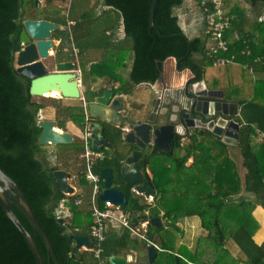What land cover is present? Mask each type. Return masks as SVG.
<instances>
[{
  "label": "trees",
  "instance_id": "1",
  "mask_svg": "<svg viewBox=\"0 0 264 264\" xmlns=\"http://www.w3.org/2000/svg\"><path fill=\"white\" fill-rule=\"evenodd\" d=\"M185 1L157 0L153 13L158 26L155 28L149 25L152 0H44L42 7L34 0H0V168L15 180L26 196L52 243L59 264H109L107 257L110 254H122L132 243L145 248L147 241L132 236L123 224L106 219L105 258L99 263L92 249L80 251V246L70 240L71 234H89L93 218L89 205L91 188L87 185L84 190L67 194L58 188L53 172L62 168L70 176H77L84 171V161L79 157L81 146L64 147L49 154L38 142L42 127L37 122L40 110L52 105L56 127L67 130V123L72 122L81 128L85 121L83 102L80 98L71 97L38 100L29 92L30 79L17 70L15 61L17 51L23 47L20 41L23 21L44 18L57 22L59 27L52 31V37L56 39L51 54L53 61L73 60L80 67L82 63H87L89 71L82 69L83 78L86 73H91V81L101 93L99 86L102 79L121 81L119 69L124 67L129 55V78L133 83L156 82L161 63L168 56H174L179 66L190 65L199 78L204 75L205 67L212 64L206 54L209 32L198 0L195 24L198 29L184 30L180 22V7ZM242 1L256 8L261 4L264 8V0ZM223 3L227 5L226 0ZM263 8L256 15L253 23L256 26L252 30L245 29L248 19L246 10L241 8L238 14L232 10L235 18L226 33L229 45L226 54L245 57L247 69H252V81L256 84H264V31L259 24L264 25ZM234 29L239 35L229 39ZM72 42L77 54L72 52ZM68 45L71 49L67 48ZM90 84L84 90L87 102L97 94L90 89ZM127 90L128 87L120 82V87L113 91L118 94ZM173 97L163 104L166 122L175 102ZM238 102L239 114L236 118L240 127L237 148L241 156V171L231 151L232 146L210 130L199 127L185 135L174 134L168 166L152 171L150 179L161 192L157 205L140 204L131 196L133 184L119 172L118 160L108 156L93 166L97 173L104 167L115 169L112 184L130 200L127 206H123L129 215L138 209H147L150 215H156L160 207L167 217L166 226L159 228L163 250H156L151 262H139L140 256H137L136 261L129 264H174L175 259L180 264H209L212 256L226 255L231 243L250 264H259L264 254V240L258 244L246 222L248 217L252 218L256 206L264 209V98L254 95L238 99ZM89 120L91 122L93 118L89 116ZM102 124L108 133L120 137V127L105 121ZM73 136V142L81 143L80 136ZM150 147L146 149L149 157L161 152L155 145ZM193 150L205 152V158L215 163L210 196L217 200L200 211L186 208L187 190L177 172L181 155ZM51 155H54L53 160ZM245 192L249 193V197L238 198ZM79 196H82V203L73 204ZM63 199L71 206L72 215L60 222L55 208ZM11 207L32 234L44 264H54L40 233L14 202ZM189 215L199 216L201 226L208 230L206 234H201L193 251L174 245L176 236L182 234L178 222ZM151 232L152 227H149L147 234ZM141 257L146 258V254ZM0 264H37L22 232L5 214L1 204Z\"/></svg>",
  "mask_w": 264,
  "mask_h": 264
},
{
  "label": "water",
  "instance_id": "2",
  "mask_svg": "<svg viewBox=\"0 0 264 264\" xmlns=\"http://www.w3.org/2000/svg\"><path fill=\"white\" fill-rule=\"evenodd\" d=\"M37 5L38 0H34ZM157 0H152L149 13V25L157 28L153 13ZM59 24L48 19H25L20 31V41L23 47L16 53L17 70L30 79L29 92L38 100L58 97L78 98L81 95V86L76 79L74 68L76 64L71 60L56 62V68L48 71L43 59L50 55L54 46L52 31L57 29ZM162 36H168L161 34ZM188 40V36L185 35ZM166 57L162 63L159 73V80L162 79L163 69ZM177 70H181L176 60ZM193 76L185 84V105L180 109L173 108L177 117L185 127H199L210 130L223 142L229 145H238V132L240 122L236 118L238 112V102L224 97L223 90L210 88L202 78H198L197 72L190 65L185 66ZM164 91V88H162ZM132 105L126 101L122 95H115L112 90H103L94 96L93 100L88 102V112L92 117H98L107 123L114 125L126 124L127 130L123 131L122 139L134 145L130 155L125 157L120 167L121 174L133 183L132 196L139 199L140 203H146L150 195L154 194L152 182L143 174L140 156L143 149L149 145H155L162 151L170 153L172 151L171 139L174 134L179 133L178 126L173 120L165 123H159V115L155 112H145L141 107L132 108L133 113L129 114L127 105ZM38 125L42 130L38 137L40 144H58L73 142V133L56 127L55 119L40 118ZM91 140L94 148H101L104 144L111 146L104 133V127L101 122L95 121L90 124ZM56 184L60 190L65 193H73L74 187L68 182L69 172L62 168L54 170ZM112 169L102 168L100 176L104 179V189L99 194L102 199H109L114 203H127L122 190L110 186L112 178ZM25 214L30 224L40 233L43 238L46 249L49 251L54 264H59L52 243L36 218L26 196L8 174L0 168V204L5 214L22 232L28 246L34 253L37 264H44L42 256L33 239L32 234L18 218L11 207V203ZM63 222L62 217H58ZM142 219L152 225L159 227L162 222L158 216H149L146 212L138 211L130 217L133 225ZM70 240L78 246L91 248L93 246L92 237L85 234H71ZM147 257L152 261L156 248L152 243L146 246ZM109 264H128V259L124 254H110L107 257ZM174 264H180L175 259Z\"/></svg>",
  "mask_w": 264,
  "mask_h": 264
},
{
  "label": "crops",
  "instance_id": "3",
  "mask_svg": "<svg viewBox=\"0 0 264 264\" xmlns=\"http://www.w3.org/2000/svg\"><path fill=\"white\" fill-rule=\"evenodd\" d=\"M257 14L258 13H256V15ZM256 15H255V18H256ZM196 18H197V15L192 20V23L189 24L185 30L192 29L193 31H196L198 29V28H196L197 26H195ZM121 35H122V33H121ZM237 36H238V34L236 33V29H234V31L232 30V32H230L229 39L233 38V37H237ZM53 39H54V43H56V39L54 37H53ZM256 52H258V50H256ZM236 59L237 60L235 63L224 65V66H215V65L211 64V66H214L215 68L223 67V69L220 72V73H222V75L218 76V78H217L218 80L216 83H215V81H207V79L204 77V75L200 78H202L204 80V82L206 83V85L208 87L223 90L224 97L229 99V100H234V101L238 102V99H242L244 97L254 96V95L261 98V99L264 98V84L253 83V81H252L253 80V76H252L253 74L251 71L252 69L251 68L247 69V61H246L245 57H237ZM176 60L177 59L174 56H168V58L166 59L165 64H164L162 79L159 80V78H158L157 81L154 83H151V82L133 83L129 78L130 63H131V55H129L125 59L124 67L119 69L121 81H118V83H119V87H120V82H122L123 85H129L130 84L133 86H138V85L143 84V83L150 84L151 89L147 92L146 95L138 96L137 93H131V95H132L131 98L137 102H140L141 105L139 107H141V110H144L145 112H152V113H154L156 111L155 113L159 115L158 116L159 117V123H165L166 122V114L164 113L165 107L163 104L169 101L168 100V99H170L169 97L174 96L173 99L175 100V102L172 105L169 118H173V120L177 124V126H178L177 128L179 131L178 134L185 135L188 132H190L191 129H193L195 127L183 126V124L181 123V121L177 117V114L179 113L180 109L185 105L184 103H185V99H186V96H185L186 94H185V87L184 86H185L187 80L190 77H192L193 74H192V72H190L185 67L186 65L180 66L181 70H177V68L175 66ZM71 61H73V60H71ZM73 62L76 64V66H78V68H80L81 77H82L83 76L82 75V67H80V65L78 64L77 61H73ZM178 65H179V62H178ZM243 68L247 69L251 75L244 74L242 71ZM263 68H264V62H263ZM104 80H108V79H102L101 82H103ZM226 81H227V85L224 84ZM90 85L94 86L93 83H91ZM162 88H164V91L162 90ZM83 90H85L84 86H83ZM230 90L232 91V95L228 97ZM98 93L99 92H97V94ZM125 93L126 92H123L122 96L125 95ZM115 95H118V94H115ZM174 107L177 108L179 111H177L175 113L173 111ZM238 112H239V102H238ZM89 116H91V115L89 114ZM40 118L54 119V107L52 105H46L45 107H43L40 110ZM92 118H93V121L90 122L89 117H88L89 126L92 122H95V121H98L101 123L104 122V120H102L98 117H92ZM84 123H85V121H84ZM108 124L120 127V129H121L120 138L123 137V129L122 128L124 126H126V124H123V125H114L111 123H108ZM83 126H84V124H83ZM82 129H83V127L78 128L72 122L67 123V131H70L73 133V135L75 134L77 136H80L81 138H82V136H81ZM90 131H91V128H90ZM104 133H105L106 137L108 138V141L111 142L112 137L115 135L108 133L106 130H104ZM90 135H91V133H90ZM115 137H117V136H115ZM90 138H91V136H90ZM91 142H92V140H91ZM111 143H112L111 146L104 144L101 147L102 149L109 150V152H110L104 158L109 156V157H112V158L118 160L120 163V166H119V172H120V167H121L122 163L124 162L125 158L123 160H121V159H118L115 157L116 152H118V153L121 152V146L118 145V147H115L113 142H111ZM128 143H130V142H128ZM81 145H82V141H81ZM150 146H152V145H149V147ZM231 146H232L231 151L234 152L233 149H235V151L238 150L237 145H231ZM131 147L133 150L134 145L131 144ZM132 150H130V152L126 155V157L131 154ZM159 150L161 151L160 153L154 154V155L149 157V156H147L146 150L143 149V154L139 158V161L141 163L142 172L150 181H151L150 178L152 176L153 170H162L168 166V162H169L168 153L162 151L161 149H159ZM80 153H79V157H80ZM205 155H206L205 152L199 151V150L186 151L181 155V157L178 161V164H177L178 175L181 177L182 182H183V184L187 190V197L185 200V206H186V208L191 209V210H195V211H200V210L206 208L209 204L214 203L217 200L216 197L210 196V192L213 189V178H214V173H215V163H214V161L207 160L205 158ZM80 158H82V157H80ZM142 158H145L148 163L144 164L143 162H141ZM83 161H84V164L86 166V162L84 159H83ZM238 169H239V171H241L240 167ZM112 173H113V175L111 178L110 186L115 187L112 184L115 169H112ZM80 174H78L77 176H75V175L69 176V178H68V182L74 187V192L81 191V189L84 190L86 188L85 186H87V185L90 186L89 184L85 183L83 180H80V178H79V176H81ZM99 174H100V172H99ZM103 181H104V179L102 178L101 192L104 189ZM152 184H153V188H154V194L150 195L148 197L146 203H140L138 198L132 196V193H131V196L133 198H136L138 200V203H140V204H143V205L149 204L151 206L157 205V201H158V198H159L161 192L156 188V186L154 185L153 182H152ZM132 187H133V185H132ZM90 188H91V186H90ZM131 191H132V188H131ZM67 194H72V193H67ZM242 194H244V193H242ZM124 196H125V194H124ZM77 198H80V202L77 204H75L73 202V204H75V205H79L80 203H82V196H79ZM150 198L152 199L151 202H150ZM98 199H99V202H98ZM126 199H127V203H117L116 204L112 201V206H110L109 209L115 213L124 214L128 218L131 226H134L135 228H137L147 238L151 239L154 243L158 244L161 247V249H156V250H163V247L161 245L159 228L161 226L165 227L166 223H167V217L165 215L164 210H162L159 207L156 215H150L147 209H138L137 211H135L134 213L129 215V211H127V210L125 211L124 207H123V206H127L128 203L130 202V200L127 197H126ZM103 200L104 199L99 197V194L95 197V202L97 204H100ZM89 205H90V208L92 211V194H90ZM69 207H70V211H71V214H70V216H71L72 215V209H71L70 205H69ZM138 211L146 212L149 216H158L162 222L161 226L156 227V226L152 225L150 222H148V221L145 222L142 219H139L137 221V224L133 225L130 221V217L133 214H136ZM251 216H252V218L251 217L247 218L246 223H249L248 227L250 229V232H251L253 239L258 244H260L264 240V209L261 206H256L253 209ZM66 218H68V217H66ZM106 219H110V218H106ZM111 220L112 219H110V221ZM112 221H116V220H112ZM116 222L121 223L119 221H116ZM178 224L182 228V234L176 236L175 241H174V245L176 246V248L181 246V247L185 248V250H188V251L195 250L197 247L198 239L201 237V234H206L208 232L207 229H205L204 227L201 226L199 216L189 215V216L181 219L178 222ZM149 227H152V232L150 235L147 234V230L149 229ZM126 228L129 229L128 227H126ZM129 231L131 232L130 229H129ZM76 234H80V233H76ZM88 235L90 236V234H88ZM131 235L136 237L137 239L140 238V239L146 240L145 238L139 237L132 232H131ZM92 240H93V238H92ZM149 243H151V242L147 241V245ZM93 244H94V240H93ZM227 249L228 250H227L226 255L224 254L222 257L217 256L216 258H213L214 256H212L209 259V264H250L249 261L247 259H245V257L239 252V249L237 248V246L234 243H231V245H228ZM143 253L146 254V258L141 257ZM122 254H124L127 257L128 264L130 262H135L137 256H140L139 262H143L144 260H148L146 247L145 248H142L141 246L136 247V243H132L130 245V247L127 250H125V252ZM185 260L188 263H190V261H188L187 259H185ZM259 264H264V254L261 256V261L259 262Z\"/></svg>",
  "mask_w": 264,
  "mask_h": 264
},
{
  "label": "built area",
  "instance_id": "4",
  "mask_svg": "<svg viewBox=\"0 0 264 264\" xmlns=\"http://www.w3.org/2000/svg\"><path fill=\"white\" fill-rule=\"evenodd\" d=\"M199 6L202 10L204 21L209 32V41L207 44L206 54L211 58V62L215 66H224L226 64H231L236 62V55L234 53L226 54L228 52V40L226 38V33L230 26L233 23L235 14L228 10L223 0H198ZM77 53V48L73 47ZM52 52V50L50 51ZM74 72L76 74V79L79 81L81 88L80 99L83 102L84 114H85V123L81 132L82 136V148L80 157H82L86 166L84 171L81 172L79 176L80 180H83L85 183L91 186L92 194V222L89 226V234L94 240V244L91 248H86L85 246L80 247V251L87 249H92L93 256L96 258L99 263H101L105 256L103 253V242L105 239L104 235V221L106 218L116 220L121 222L123 225L128 227L132 233L136 234L139 237L145 238L147 241L151 242L156 249H161V247L154 243L151 239L147 238L141 231H139L134 226H131L128 218L120 213H115L109 209L112 206V201L109 199H104L100 204L95 202V197L101 192V181L102 177L99 173L93 171V166L96 162L104 159L106 155L110 152L102 148H94L92 146L90 138V126L88 122L89 112H88V102L84 95L81 70L78 66H75ZM94 89L97 93V89L94 86L90 87ZM102 90H115L119 88V83L114 81L104 80L99 86ZM122 95V93H118ZM40 118V113H39ZM123 131L127 130V127L124 126ZM111 142H113L115 147L121 146V152H116L115 157L123 160L126 155L132 150L131 144L124 141L120 137H112ZM80 202V198L74 200V203L77 204ZM55 214L57 217L66 218L71 214L70 207L66 204V200L63 199L58 202L55 208ZM77 231L78 228L76 227Z\"/></svg>",
  "mask_w": 264,
  "mask_h": 264
},
{
  "label": "rangeland",
  "instance_id": "5",
  "mask_svg": "<svg viewBox=\"0 0 264 264\" xmlns=\"http://www.w3.org/2000/svg\"><path fill=\"white\" fill-rule=\"evenodd\" d=\"M226 1H227V5L225 7L230 11L234 10V12H236L238 14L241 8L246 10L248 19H247V22L245 24V29H247V28L253 29V27L256 26V23L254 25H253V23H254L256 13H258L260 11V9L263 8V6L261 4H259L256 8V7H252V6L247 5L242 0H226ZM44 3H45L44 0H38L37 5L42 7V6H44ZM196 7H197V0H186L185 4L180 7V22H181L184 30L187 28V26L189 24L192 23V20L196 17V14H197L196 13V10H197ZM261 11L264 12V8ZM259 24L261 25V29L264 31V25L261 23H259ZM236 33L239 35L238 31H236ZM71 47H72V52L74 54H76V51L73 49V47H75L73 42L71 43ZM71 47L68 45L67 48L71 49ZM52 53H53V49H52V52H50V55L43 59V62H44L47 69L48 68L49 69H55L56 68V63L52 59L53 58L51 55ZM226 65H228V64H226ZM81 67L83 70L87 69V72L89 71V68H87L88 67L87 63H82ZM222 69H223V67L215 68L214 66L207 65L205 67L204 77L207 79V81H215V83H216L218 80L217 79L218 76L222 75V73H220ZM242 71L244 74L251 75L247 69L243 68ZM83 79H84V82H83ZM91 79H93V75L91 73H86V76H84V78L82 76V84L85 88H87L86 85L88 83L89 84L92 83ZM224 84L227 85V81ZM126 87H128V90L125 93V95H123V97L126 101L131 102L132 105H130V104L127 105V108H128L127 113L132 114L133 113L132 108L137 110L136 108L139 107L141 104H140V102H137L131 98L132 97L131 93H137L138 96L146 95L147 92L151 89V87H150V84H147V83H143V84H140L138 86H133V85L129 84V85H125V88ZM231 95H232V91L230 90L228 97ZM70 146L71 147H80L81 146V148H82V145L80 142L79 143L78 142L77 143L76 142L58 143L55 145L51 144V143L42 144V148L44 150H46L49 154L56 151L57 149L64 148V147H70ZM233 150H234V152H233L234 157H235L236 161L238 162L239 167L242 169V167L240 165L241 156L239 154V150H237V151H235V149H233ZM51 158L53 160L54 155H51ZM141 162H143L144 164L148 163L145 158H142ZM241 197L242 198L243 197H249V193L245 192L244 194H241L240 196H238V198H241ZM151 201H152V199L150 198V202Z\"/></svg>",
  "mask_w": 264,
  "mask_h": 264
},
{
  "label": "bare ground",
  "instance_id": "6",
  "mask_svg": "<svg viewBox=\"0 0 264 264\" xmlns=\"http://www.w3.org/2000/svg\"><path fill=\"white\" fill-rule=\"evenodd\" d=\"M58 96H59V94L54 93V97H55V98H58Z\"/></svg>",
  "mask_w": 264,
  "mask_h": 264
}]
</instances>
